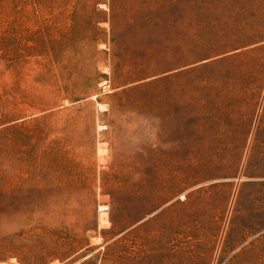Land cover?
I'll return each mask as SVG.
<instances>
[{"label":"rangeland","instance_id":"1","mask_svg":"<svg viewBox=\"0 0 264 264\" xmlns=\"http://www.w3.org/2000/svg\"><path fill=\"white\" fill-rule=\"evenodd\" d=\"M0 264H264V0H0Z\"/></svg>","mask_w":264,"mask_h":264},{"label":"bare ground","instance_id":"2","mask_svg":"<svg viewBox=\"0 0 264 264\" xmlns=\"http://www.w3.org/2000/svg\"><path fill=\"white\" fill-rule=\"evenodd\" d=\"M103 208H105V207H102V209H103ZM102 214L105 215L104 212H102ZM102 219H103V217H102Z\"/></svg>","mask_w":264,"mask_h":264}]
</instances>
